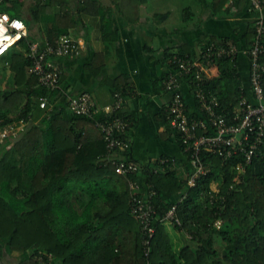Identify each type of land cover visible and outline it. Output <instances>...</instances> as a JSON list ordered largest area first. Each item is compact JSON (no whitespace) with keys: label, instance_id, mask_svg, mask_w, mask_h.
<instances>
[{"label":"trees","instance_id":"trees-1","mask_svg":"<svg viewBox=\"0 0 264 264\" xmlns=\"http://www.w3.org/2000/svg\"><path fill=\"white\" fill-rule=\"evenodd\" d=\"M108 1L107 6L101 0H0V13L22 20L28 30L4 63L10 86H0V127L19 120L26 123L17 140L0 144V257L18 252V264H264V136L257 146L259 154L250 164L245 163L242 151L227 160L202 151L207 172L191 189L186 186L188 158L179 135L171 129L186 159L185 174L169 157L175 165L171 163L165 171L154 173L157 160L140 165L137 175H118L105 160L110 152L96 122L115 117L130 122L122 111L127 84L119 79L107 83L112 95L122 96V106L111 115L99 113L90 118L71 114L61 89L44 88L29 73V47L38 38L44 36L53 46L79 26L82 15L96 14L103 39L112 40L113 7L124 17L131 4L139 9V0ZM228 1L212 0L211 15L233 16L247 7L246 0H235L234 12ZM188 12V8L182 11L184 21L189 20ZM255 24L256 19L249 18L240 38L205 34L195 57L185 49L178 51L179 56L198 58L202 63L213 61L209 63L216 66V75L194 82L216 97L229 122L237 112L239 121L245 107L254 103L249 75ZM228 43L238 46V55L217 56L218 49ZM260 43L259 72L264 91V35ZM171 56L166 55L165 76L172 67ZM241 56L249 62L247 85L239 70ZM187 80L181 79L194 108H190L181 88L186 116L206 120L194 97L197 86H188ZM41 97L47 99L45 109L39 106ZM160 117L168 123L165 109ZM130 128L126 138H130ZM130 148L131 144L121 154ZM129 180L137 182L142 193L147 188L155 192L152 203L157 220L148 259L140 226L130 214ZM174 205L181 225L169 226L181 235V244L172 240L164 222H159ZM218 220L222 222L219 229L214 225Z\"/></svg>","mask_w":264,"mask_h":264},{"label":"built area","instance_id":"built-area-1","mask_svg":"<svg viewBox=\"0 0 264 264\" xmlns=\"http://www.w3.org/2000/svg\"><path fill=\"white\" fill-rule=\"evenodd\" d=\"M234 1H228L232 11H234L232 6ZM246 2V11L256 19V39L250 50L252 62L249 75L255 99L253 104L245 107L239 121L237 112L232 121L229 122L219 109L216 97L212 94H206L194 82L195 80L202 82L204 78H211L216 75L217 69L215 65H212L213 61L202 63L198 61V58H191L187 55L179 56L178 51L171 53L169 64L172 67L163 82L164 89L170 94L165 113L169 129L179 135L183 153L188 158L190 165V172L186 175L188 189L193 188L197 179L207 172L200 156L202 151L213 153L224 160L230 159L238 154V151H242L246 157V164H250L253 157L259 154L257 146L262 143L264 136V91L260 84L259 72L262 70L259 59L263 53L260 42L264 35V0H246ZM27 35L28 30L22 20L10 18L6 13H0V56L12 47H16L18 42ZM43 43L32 42L30 44L28 57L32 63L29 73L36 77L38 85L49 90L61 89L58 61L65 57L80 55L81 45L77 40L67 35H62L53 46L48 45L45 41ZM238 52L237 45L228 43L226 47L218 49L217 56L234 57L238 55ZM242 53H246V50H242ZM204 56L207 57L208 54H204ZM182 78L188 79V86H197L193 91L194 97L200 104V111L207 115L206 120H196V118L186 116V109L181 99ZM63 93L67 95V109L71 114L90 118L99 113L111 115L121 108L123 102L122 96L115 93L112 95L110 104L98 107L88 92L75 95ZM242 104L246 105V102L242 101ZM47 105L48 102L45 97L39 98L40 108L45 109ZM25 126L26 123L19 120L0 127V144L17 140ZM96 126L103 134L107 151L110 152V156L106 157L105 160L113 165L115 173L123 176L139 174L142 167L138 163L127 158L115 159L111 157L116 152L128 151L131 142L129 138H126V132L131 123L115 117L105 122L98 121ZM171 163L173 166L175 165L174 161L167 157L158 159L154 173L165 171ZM128 184L130 188V214L140 226V231L143 234L144 256L148 259L151 240L155 234L154 222L157 220L154 217L155 210L152 203L155 192L147 188L142 193L139 184L131 180ZM212 190L215 188L213 187ZM160 221L180 226L181 221L176 214V205L172 206L164 217L159 219ZM214 225L219 229L222 222L218 220ZM186 235L189 237L188 234ZM147 264L149 263L147 262Z\"/></svg>","mask_w":264,"mask_h":264},{"label":"crops","instance_id":"crops-1","mask_svg":"<svg viewBox=\"0 0 264 264\" xmlns=\"http://www.w3.org/2000/svg\"><path fill=\"white\" fill-rule=\"evenodd\" d=\"M101 1L110 5L108 0ZM211 1L183 0L181 11L188 8L189 21L183 20L177 25L167 22L171 16L167 1L139 0V9L131 4L127 17L113 7L112 31L115 37L112 40L103 39L96 14L82 15L79 26L69 30V36L80 43L81 51L76 58L65 57L58 61L63 92L73 95L88 92L98 107H104L112 102V94L106 84L114 79L127 84L122 111L129 116L131 123V148L127 154H112V158H127L142 166L170 157L176 160L177 170L186 173V159L168 123L160 117L170 100L162 81L167 77L166 55L185 49L195 57L205 34L240 38L246 21L253 19L245 12L246 8L240 13L234 10L233 16L214 17L209 8ZM38 39L44 44V36ZM238 63L247 85L249 62L241 56ZM181 88L190 108H194L187 88L184 84ZM178 237L182 238L179 234ZM19 261L18 252L5 253L0 257V264H18Z\"/></svg>","mask_w":264,"mask_h":264},{"label":"rangeland","instance_id":"rangeland-1","mask_svg":"<svg viewBox=\"0 0 264 264\" xmlns=\"http://www.w3.org/2000/svg\"><path fill=\"white\" fill-rule=\"evenodd\" d=\"M161 1H163L165 3L167 1L168 3H166V4L170 5V7L168 9L171 10L170 11L171 16L168 17L167 22L171 25H177L179 23L180 24L183 23V17H182V11H181L182 7H180L183 0H166V1L161 0ZM10 50H8L5 54L0 56V86L3 89H6L10 86L8 83L9 82L8 81V72H7L5 64H4L9 57ZM213 187L215 188L214 185H213ZM163 224L165 225V227L167 229H169L168 233H169L171 239L172 240L174 239V241L177 244H181V240L178 237V232H175L174 229L171 228V226H169L168 222H164Z\"/></svg>","mask_w":264,"mask_h":264}]
</instances>
